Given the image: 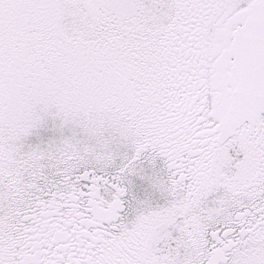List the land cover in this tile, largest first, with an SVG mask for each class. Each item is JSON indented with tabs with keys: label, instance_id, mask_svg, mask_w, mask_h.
<instances>
[{
	"label": "snow or ice",
	"instance_id": "obj_1",
	"mask_svg": "<svg viewBox=\"0 0 264 264\" xmlns=\"http://www.w3.org/2000/svg\"><path fill=\"white\" fill-rule=\"evenodd\" d=\"M0 264H264V0H0Z\"/></svg>",
	"mask_w": 264,
	"mask_h": 264
}]
</instances>
